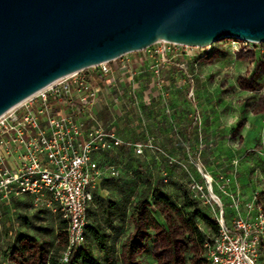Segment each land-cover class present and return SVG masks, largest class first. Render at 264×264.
<instances>
[{
	"label": "rangeland",
	"instance_id": "rangeland-1",
	"mask_svg": "<svg viewBox=\"0 0 264 264\" xmlns=\"http://www.w3.org/2000/svg\"><path fill=\"white\" fill-rule=\"evenodd\" d=\"M166 48L169 56L185 53V58L161 65L157 51L162 46L153 45L128 54L123 70H119L121 59L110 62L111 72L103 86L97 85L95 103L83 116L87 128L109 129L128 144L153 139L160 150L136 158L124 147L98 157L101 166L115 168L120 188L110 183L104 188L99 182L93 195L127 202L125 217L115 220L119 232L109 240L112 264H210L207 253L216 235L200 218H192L191 211L195 208L215 221L222 210L230 221L234 201L241 205L238 178L246 184L245 178L252 177L264 213V66L254 52L257 45L221 40L209 50ZM193 55L197 69L191 68ZM84 73L96 82L95 69ZM129 93L137 96V106L127 105ZM165 156L175 163L167 165ZM202 173L209 176L221 207L208 205L200 193L189 190L195 181L210 198ZM163 177L167 184H162ZM148 180L166 200L158 206L145 205L141 216L135 217L133 206ZM186 202L192 208H186ZM61 219L59 211L35 210L26 198L1 203L0 264H36L40 250L46 260L54 257L63 264L67 229L61 228ZM95 256L103 257L96 250ZM259 264H264V256Z\"/></svg>",
	"mask_w": 264,
	"mask_h": 264
},
{
	"label": "built area",
	"instance_id": "built-area-1",
	"mask_svg": "<svg viewBox=\"0 0 264 264\" xmlns=\"http://www.w3.org/2000/svg\"><path fill=\"white\" fill-rule=\"evenodd\" d=\"M155 45L162 46L157 51L161 65L169 64L178 56L185 58V53L169 56L166 46L192 49L169 43ZM252 45H257L254 52H258L264 66V44ZM127 56L119 58V70L129 63ZM190 58L193 61L197 56ZM197 65L195 61L193 66L197 68ZM93 69L95 75L104 79L111 72L109 63ZM84 72L57 80L0 117V204L27 197L36 209L59 211L67 222L63 264L84 243L87 209L94 187L104 177L117 176L115 168L101 166L98 157L124 147L130 148L136 158H144L146 151L160 152L153 139L128 144L114 131L85 126L83 116L94 105L99 91L94 80ZM129 96L127 105L137 106V96L134 93ZM53 104L65 105L68 111L55 116ZM165 163L173 165L175 161L165 156ZM205 180L209 191L211 180ZM161 182L167 184L168 179L163 177ZM189 190L200 193V198L208 205L214 202L221 207L211 191L210 198L203 194L204 189L197 182L193 181ZM253 206L256 209L253 219L239 213L237 201H234L235 216L230 222L222 210L215 216L218 233L207 253L210 264H257L260 248L264 246V213L255 197L247 207Z\"/></svg>",
	"mask_w": 264,
	"mask_h": 264
},
{
	"label": "water",
	"instance_id": "water-1",
	"mask_svg": "<svg viewBox=\"0 0 264 264\" xmlns=\"http://www.w3.org/2000/svg\"><path fill=\"white\" fill-rule=\"evenodd\" d=\"M264 44V0H0V117L59 79L157 43Z\"/></svg>",
	"mask_w": 264,
	"mask_h": 264
},
{
	"label": "trees",
	"instance_id": "trees-1",
	"mask_svg": "<svg viewBox=\"0 0 264 264\" xmlns=\"http://www.w3.org/2000/svg\"><path fill=\"white\" fill-rule=\"evenodd\" d=\"M195 60H197V58ZM195 60L191 61V68L193 69H197L193 66ZM95 78L96 82L94 84L96 86L98 85L99 87L103 86L105 79L100 78L97 75L95 76ZM65 111H68L67 106L53 104V114L55 116H59ZM109 183L111 184V187L115 189L120 188L119 181L114 177H104L100 181V185L104 188L107 187ZM165 200L166 199L161 196V192L159 191V189L155 187L151 180H148L146 188L141 194L140 199L133 206L132 214L135 217H140L141 211L143 210L145 205L158 206L160 203H164ZM126 205V200L117 202L115 200L101 199L100 197H95V195H93L92 201L87 209V225L85 227L84 243L81 245L77 252H72L69 255L68 262L66 264H112L113 249L109 240L111 234H117L119 232L118 227L115 225V220H123V218L125 217L127 207ZM185 207L192 208V205L186 202ZM191 216L192 218H200L208 226L211 232L214 233V235H217L218 226L215 221H211L209 217L201 214L195 208H193V210L191 211ZM60 225L64 230L67 229V222L64 219L60 220ZM19 240L20 239H17V241ZM135 244L136 243L134 239L130 243V248H133ZM200 244L201 246L205 245V239L202 237H200ZM11 249L15 250L16 247L13 246L11 247ZM95 250L99 254H102L103 257H96ZM36 264H59V261L54 257H50L48 260H46V257L44 256L42 250H40Z\"/></svg>",
	"mask_w": 264,
	"mask_h": 264
},
{
	"label": "crops",
	"instance_id": "crops-1",
	"mask_svg": "<svg viewBox=\"0 0 264 264\" xmlns=\"http://www.w3.org/2000/svg\"><path fill=\"white\" fill-rule=\"evenodd\" d=\"M104 155H107V154H104ZM243 178L239 179L238 178V181L236 183V191L239 192L238 193V202L241 204L239 205L240 208H239V213L242 215V216H247L248 218L250 219H253L256 215V209L255 207L253 206V208L251 209H248L247 205L248 203H251L253 198L256 196L257 198V195H259V188L258 186L253 182L254 180L252 179V177H246L245 178V181H246V184L242 183ZM234 180H235V177H234ZM237 180V179H236ZM247 192L246 194V197H248V200L245 204L242 206V204L244 203V194ZM240 194V195H239ZM260 196V195H259ZM255 198V199H256ZM26 200H29V198L26 197ZM31 202V201H30ZM242 202V203H241ZM32 205V203H31ZM33 206V205H32ZM34 208V207H33ZM35 210H39V209H36L34 208ZM49 210V209H47ZM241 210V211H240ZM51 211V210H50ZM234 214L231 216V219L233 218V216H235V212H233ZM231 221V220H230ZM228 221V222H230ZM264 256V246H262L260 248V251H259V256H258V259H257V264H259V261L261 259V257Z\"/></svg>",
	"mask_w": 264,
	"mask_h": 264
},
{
	"label": "bare ground",
	"instance_id": "bare-ground-1",
	"mask_svg": "<svg viewBox=\"0 0 264 264\" xmlns=\"http://www.w3.org/2000/svg\"><path fill=\"white\" fill-rule=\"evenodd\" d=\"M203 174V173H202ZM204 176H205V179H207V181H209L210 182V178H209V176H207V175H205V174H203ZM209 191H211V193L213 194V196L218 200V202L221 204V201H220V199L216 196V195H214V193L212 192V189H211V186H209Z\"/></svg>",
	"mask_w": 264,
	"mask_h": 264
}]
</instances>
